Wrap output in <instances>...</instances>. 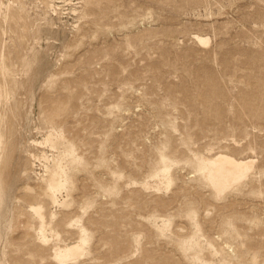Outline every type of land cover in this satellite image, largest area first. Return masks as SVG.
I'll return each instance as SVG.
<instances>
[{"label":"rangeland","instance_id":"1","mask_svg":"<svg viewBox=\"0 0 264 264\" xmlns=\"http://www.w3.org/2000/svg\"><path fill=\"white\" fill-rule=\"evenodd\" d=\"M0 264H264V0H0Z\"/></svg>","mask_w":264,"mask_h":264},{"label":"bare ground","instance_id":"2","mask_svg":"<svg viewBox=\"0 0 264 264\" xmlns=\"http://www.w3.org/2000/svg\"><path fill=\"white\" fill-rule=\"evenodd\" d=\"M194 39L203 47H207L210 43V39L207 36L196 34L194 35ZM48 137H46V139ZM37 145L41 144L37 143ZM255 167L256 161L253 157L246 156L244 158H237L225 152H218L213 155L200 157L199 161L196 163L195 171L204 184L211 190L213 197L216 200H220L226 194L236 190L241 184L248 180L253 174ZM49 175V185L47 189L39 195L42 196V200L52 201L54 198H52L50 191L51 188L57 184L58 176L52 171L49 172ZM40 196L37 199H40ZM38 206L39 207L36 206L37 208H34V213L41 221H44L43 207L41 205ZM77 247L78 246L67 247L65 251L58 254V258L62 260L67 256L77 255L79 252Z\"/></svg>","mask_w":264,"mask_h":264}]
</instances>
